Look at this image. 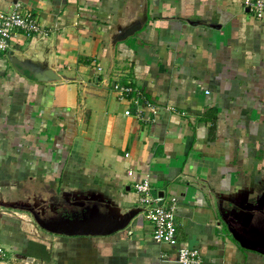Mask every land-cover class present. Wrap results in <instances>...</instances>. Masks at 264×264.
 <instances>
[{
    "label": "crops",
    "instance_id": "obj_1",
    "mask_svg": "<svg viewBox=\"0 0 264 264\" xmlns=\"http://www.w3.org/2000/svg\"><path fill=\"white\" fill-rule=\"evenodd\" d=\"M17 3L44 32H17L0 52V264H178L152 239L133 188L143 177L152 197H175L178 242L200 264H264L231 231L264 235V17L243 0H0V10ZM144 3L142 29L112 43ZM10 51L60 78L20 73ZM114 83L137 88L138 104ZM25 200L136 214L109 235L67 236L5 206Z\"/></svg>",
    "mask_w": 264,
    "mask_h": 264
},
{
    "label": "water",
    "instance_id": "obj_2",
    "mask_svg": "<svg viewBox=\"0 0 264 264\" xmlns=\"http://www.w3.org/2000/svg\"><path fill=\"white\" fill-rule=\"evenodd\" d=\"M147 20L146 4H143L141 11L125 26L118 25L116 31L110 36L112 43L125 40L127 37L140 31ZM9 60L13 67L20 73L28 72L39 81H54L60 76L46 63H33L29 59H22L18 55L9 52ZM13 202L10 207L26 210L32 217L35 224L50 233L60 235H82L97 236L109 235L124 229L136 214L135 209L123 213H112L105 210L103 205L92 201L70 202L66 206L50 207L46 212L36 204H25L24 202ZM58 209V210H57ZM233 237L239 244L247 249L255 250L264 254V235L259 242H252L242 235L231 230Z\"/></svg>",
    "mask_w": 264,
    "mask_h": 264
},
{
    "label": "built area",
    "instance_id": "obj_3",
    "mask_svg": "<svg viewBox=\"0 0 264 264\" xmlns=\"http://www.w3.org/2000/svg\"><path fill=\"white\" fill-rule=\"evenodd\" d=\"M244 6L256 18L264 17V0H243ZM22 32L25 35H34L43 33L37 17L28 10H23L19 3L15 4L10 11L0 10V52L6 51L10 46L13 35ZM113 89L122 95H130L133 92V102L138 104L140 99V91L130 85L113 84ZM137 108V115H139ZM126 115L130 113L127 109L124 111ZM132 174L131 171L128 172ZM133 188L139 196V203L142 205V211L145 218L152 224V239L156 243H164L175 248L176 261L178 264H200L201 255L196 247L184 246L178 242L176 235L175 223V197H170L167 202L163 197H152L150 194V180L143 177L139 181H135ZM7 256V248L0 244V261Z\"/></svg>",
    "mask_w": 264,
    "mask_h": 264
},
{
    "label": "rangeland",
    "instance_id": "obj_4",
    "mask_svg": "<svg viewBox=\"0 0 264 264\" xmlns=\"http://www.w3.org/2000/svg\"><path fill=\"white\" fill-rule=\"evenodd\" d=\"M21 202H24L25 204H30L31 205V203H29V202H27L26 200L25 201H20V204H23V203H21ZM27 202V203H26ZM7 205H10V204H7ZM6 206V205H5ZM8 208H14V207H10V206H8ZM14 209H17L18 210V212H23V211H25V212H27L26 210H23V209H19V208H14ZM10 210V209H9Z\"/></svg>",
    "mask_w": 264,
    "mask_h": 264
}]
</instances>
